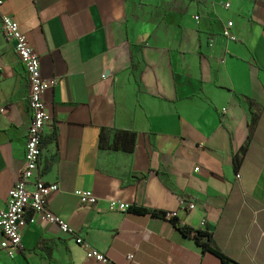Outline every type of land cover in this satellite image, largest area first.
Segmentation results:
<instances>
[{
  "label": "crops",
  "instance_id": "obj_1",
  "mask_svg": "<svg viewBox=\"0 0 264 264\" xmlns=\"http://www.w3.org/2000/svg\"><path fill=\"white\" fill-rule=\"evenodd\" d=\"M2 1L56 81L41 179L58 185L46 204L73 234L29 212L21 249H0V264H98L78 238L113 264H222L178 227L210 233L227 264H264V0ZM28 94L0 22V209L23 167ZM111 200L128 210L109 212ZM152 212H176L177 225Z\"/></svg>",
  "mask_w": 264,
  "mask_h": 264
},
{
  "label": "built area",
  "instance_id": "obj_2",
  "mask_svg": "<svg viewBox=\"0 0 264 264\" xmlns=\"http://www.w3.org/2000/svg\"><path fill=\"white\" fill-rule=\"evenodd\" d=\"M2 4L3 1L0 0V9ZM219 4L224 9L230 8L228 2H219ZM195 19L198 18L195 17ZM0 22L4 37L6 40L13 42L15 54L26 71L29 85L27 103L30 124L25 141L23 167L19 172L17 182L8 192L5 208L0 209V232L2 234L0 249L5 252L8 258L13 259L22 247L23 230L28 223L33 221V219L30 221L27 219L29 212L32 213L33 217H39L41 220L56 226L65 234H73V230L53 214L46 204L47 199L58 192V185L45 183L41 179L43 172L41 166L43 130L51 122L43 102V95L56 84V81H45L41 77L39 58L33 52L19 25L9 16L1 13ZM232 27L233 22L227 21L222 31V37L235 42L237 38L231 33ZM4 112L5 109L0 108V115ZM195 170L197 171V169ZM239 177V175H236V178L239 179ZM75 195L81 206L91 207L96 204V198L89 191H76ZM179 204L184 207L183 201ZM128 208L127 205L116 200H111L108 205L109 212H126ZM186 208L193 210L195 205L188 203ZM176 216V212L166 213L165 220L170 221L175 219ZM75 243L83 247L87 260L98 264H113L105 254L92 248L81 238L76 239ZM133 260V254H129L127 261L132 263Z\"/></svg>",
  "mask_w": 264,
  "mask_h": 264
},
{
  "label": "trees",
  "instance_id": "obj_3",
  "mask_svg": "<svg viewBox=\"0 0 264 264\" xmlns=\"http://www.w3.org/2000/svg\"><path fill=\"white\" fill-rule=\"evenodd\" d=\"M127 135H129L131 137L133 136V134H128V133H125V132H118V133H116V138L118 139V137L127 136ZM117 139H116V143L118 141ZM98 147L101 150H104V149H107V148L109 149L108 144H107V135H106V133L104 131L100 132ZM113 148L117 149L118 146L114 145ZM245 149H246L245 147L242 148L240 150L239 154H237V156H235V158H234L235 169H237L239 167V165L241 164L243 156H244V153H245ZM131 211L133 213H136V214H144V213H146L145 210L136 209V208L132 209ZM152 215L153 216H159L162 219H165L166 213H163V212H159V213L152 212ZM170 222L173 223L174 225H177L175 219H171ZM178 230L185 237L194 240V242L197 245H199L204 252H207V253L211 254L212 256H214L222 264H227L228 259L225 258V256L221 252L217 251L216 249H214L213 247H211L209 245V242H210V239H211V234L210 233L195 231V230H191V229H188V228H185V227H178ZM203 238L206 239V242H202Z\"/></svg>",
  "mask_w": 264,
  "mask_h": 264
}]
</instances>
